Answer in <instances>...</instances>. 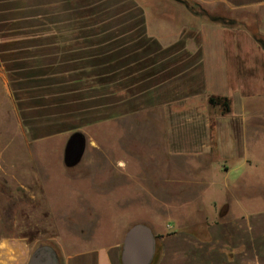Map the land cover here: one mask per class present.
Here are the masks:
<instances>
[{
  "label": "crops",
  "instance_id": "obj_1",
  "mask_svg": "<svg viewBox=\"0 0 264 264\" xmlns=\"http://www.w3.org/2000/svg\"><path fill=\"white\" fill-rule=\"evenodd\" d=\"M198 1L250 11V32L239 22L152 20L143 0H0V76L34 147L23 173L36 154L68 169L106 167L117 180L108 199L142 196L161 213L147 223L152 264H264V197L250 178L264 136V0ZM139 127L153 145L145 163L123 147ZM73 132L86 143L67 167ZM133 224L108 245L52 246L57 264H121ZM36 246L1 239L0 264H28Z\"/></svg>",
  "mask_w": 264,
  "mask_h": 264
},
{
  "label": "rangeland",
  "instance_id": "obj_2",
  "mask_svg": "<svg viewBox=\"0 0 264 264\" xmlns=\"http://www.w3.org/2000/svg\"><path fill=\"white\" fill-rule=\"evenodd\" d=\"M143 1L152 6V20H188L194 24L196 21H209L210 16H221L234 20L235 26L239 22L242 30V27H246L250 32V11L247 10L236 11L220 4L185 0L193 6L191 12L176 0ZM261 43L264 47V39ZM149 115L158 114L154 112ZM15 121L13 111L8 108L7 94L0 76V240L24 237L32 244L37 243V246H57L61 243L72 248H80L82 245L88 248L108 245L116 240L125 223L147 225L161 216L156 207L142 196L127 204L119 203L117 199H108L106 194L109 195V188L117 180L115 175H107L106 167L102 170L96 166L80 165L68 169L58 164V161L54 162L55 154H36L32 160V169L27 164L30 173L24 175V155L32 152L34 147L27 136L24 138V133ZM144 131L139 127L132 135L133 140L132 136L127 135L123 146L136 151L143 163L153 152L151 137ZM8 134L11 136L8 137ZM256 145L259 153L255 161L259 169L250 178L259 182L256 195L259 193L264 197V167L260 162L264 159V136L256 138ZM121 157L124 159V156ZM34 166L37 167L38 179L33 176ZM147 168L149 170L151 165ZM24 181L41 188H24ZM119 190L116 188L114 191L118 193ZM176 208L179 212L182 206Z\"/></svg>",
  "mask_w": 264,
  "mask_h": 264
},
{
  "label": "water",
  "instance_id": "obj_3",
  "mask_svg": "<svg viewBox=\"0 0 264 264\" xmlns=\"http://www.w3.org/2000/svg\"><path fill=\"white\" fill-rule=\"evenodd\" d=\"M85 138L80 132H73L63 149V162L67 167L76 165L85 148ZM156 248V238L148 225L135 223L131 225L122 240L121 264H151ZM28 264H57L56 254L49 244L35 247Z\"/></svg>",
  "mask_w": 264,
  "mask_h": 264
},
{
  "label": "trees",
  "instance_id": "obj_4",
  "mask_svg": "<svg viewBox=\"0 0 264 264\" xmlns=\"http://www.w3.org/2000/svg\"><path fill=\"white\" fill-rule=\"evenodd\" d=\"M176 1H178V2H180V3H182V4H184L185 5V7L189 10V11H191V12H193V6L191 5H189L188 4V2L187 1H185V0H176ZM209 21L210 22H216V23H220V24H223V25H225V26H234V24H235V21L234 20H227V19H225V18H223V17H221V16H210L209 17ZM210 101L213 103L214 102V99L213 98H211L210 99ZM225 108L226 109H228V106L227 105H225ZM153 260H154V257H153ZM262 261H264V259H262ZM153 262V261H152ZM152 264V263H151Z\"/></svg>",
  "mask_w": 264,
  "mask_h": 264
}]
</instances>
